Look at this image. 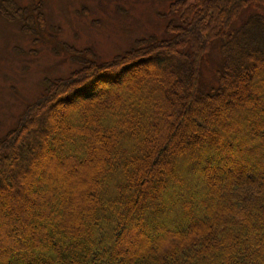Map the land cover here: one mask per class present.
Segmentation results:
<instances>
[{
  "label": "trees",
  "instance_id": "trees-1",
  "mask_svg": "<svg viewBox=\"0 0 264 264\" xmlns=\"http://www.w3.org/2000/svg\"><path fill=\"white\" fill-rule=\"evenodd\" d=\"M249 6L260 12L226 32ZM170 11L177 21L166 23V38L138 39L107 61H96L90 49L79 52L85 59L73 50L82 66L48 81L0 138L6 179L20 157L54 158L45 139L94 162L101 153L106 157L89 209L63 205L64 188L53 171L42 172L38 183L33 172L22 171L18 181L30 189L25 195L38 200L26 196L29 211L22 216L23 195L10 190L17 210L0 222V264H264V0H174ZM0 14L41 36L38 1L27 9L0 0ZM218 38L217 85L199 92L202 59ZM143 64L151 66L137 74ZM123 73L132 78L114 92L100 88ZM95 90L100 98L88 104ZM54 99H77L78 105L44 110ZM43 111L50 135L32 127ZM29 126L37 134L32 142L22 134ZM25 139L28 147L20 152ZM79 211L83 223L75 218ZM4 230L12 245L3 240Z\"/></svg>",
  "mask_w": 264,
  "mask_h": 264
},
{
  "label": "rangeland",
  "instance_id": "rangeland-1",
  "mask_svg": "<svg viewBox=\"0 0 264 264\" xmlns=\"http://www.w3.org/2000/svg\"><path fill=\"white\" fill-rule=\"evenodd\" d=\"M37 1L41 5L45 21L43 31L38 39L23 32L18 21L8 20L0 14V138L16 126V122L26 106L34 102L44 92L49 80L66 77L70 72L82 66V62L73 59L72 54H75L73 50L85 59L84 54L79 52L90 49L96 61H107L134 46L136 40L140 38L153 36L162 39L168 37L169 35L165 31L166 23L169 20L177 21L176 12L170 11V4L174 0H14L16 5L27 9H31ZM254 12L260 11L255 6H249L243 10L226 32L238 28L240 23ZM261 13L264 15V12ZM219 43L220 39L218 38L212 43L211 49L202 59L199 92H207L217 85L215 71L221 62ZM164 62L167 63L163 59L157 60V63ZM150 66L141 65L140 72L137 74L142 73ZM130 78L132 76H128V73H123L117 82L105 81L100 88H109L111 92H114L116 86H120ZM94 92L90 95L88 104L99 100L100 97L96 96L99 92ZM120 95L124 100L123 95ZM76 105H78L77 99L68 103H59L54 99L46 105L44 110L49 111L50 108L51 111H54L60 107L70 109ZM104 108H106L105 104H103L102 110ZM226 111L228 110L224 109V112ZM69 117L72 120L76 118L74 115L68 116V119ZM49 118L50 116L45 111L39 113L35 117V125L32 127L35 126L34 130L40 135H50ZM95 123L99 125L98 120H95ZM76 127L81 129L82 126L76 125ZM99 128L101 127L99 126ZM35 131L29 126L22 134L32 142L36 139ZM100 134L103 137L107 136L104 132H100ZM45 141L47 142L46 146L52 149L54 158L48 160L41 153L28 162L24 157H20L12 164L10 179L0 176V186L5 189V193L0 192V222L6 216L8 218L9 216L15 217L11 214L12 211L16 212L17 210L15 208L17 205L13 201L14 197L7 198L9 194L12 195V192H14L13 195H17L18 192L23 195L20 198L24 205L22 216H28L29 210L26 211L28 207L25 201L29 199L30 202H33L34 199H37V194L33 196V193L31 197L28 194L25 195L30 189L18 181L23 178L22 171L26 174L29 172L30 176L33 172L31 178L36 183L40 181L41 178L38 176L42 172L53 171L57 187L62 183V189L64 188L62 194H59V198H63V205L69 204L68 207L71 205L70 211L73 207L82 206L89 209V202H93L97 197L99 193L96 188L98 173L104 167L106 158L103 153H101V159L94 162L86 154L78 156L72 151L65 152L62 145H53V147L51 142H55V139H49V141L45 139ZM19 146V151L23 152V149L28 147V141L25 139ZM47 147L44 148L47 149ZM41 152H44V149H41ZM109 158L110 155L107 154V159ZM93 167L95 171L92 173ZM214 172H218L217 169ZM93 175L96 176L95 180L92 179ZM214 177L209 176L210 179H214ZM90 185L92 187L83 193L84 188ZM51 188L56 190V186H51ZM84 198L87 199L85 202ZM32 205L28 206L32 207ZM62 216L63 213H58L57 217L53 216V222L57 224ZM81 216V211H79L75 218L77 217V221L83 223ZM2 238L7 240L6 243L9 240V245L13 244V240L6 230L3 231ZM149 243H151L150 239ZM128 245L133 246L131 239Z\"/></svg>",
  "mask_w": 264,
  "mask_h": 264
}]
</instances>
